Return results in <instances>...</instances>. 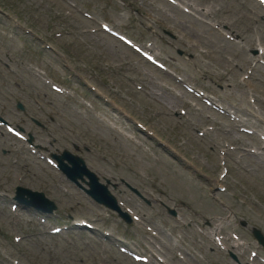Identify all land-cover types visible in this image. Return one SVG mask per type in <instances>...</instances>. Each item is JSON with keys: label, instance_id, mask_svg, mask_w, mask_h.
I'll list each match as a JSON object with an SVG mask.
<instances>
[{"label": "rangeland", "instance_id": "1", "mask_svg": "<svg viewBox=\"0 0 264 264\" xmlns=\"http://www.w3.org/2000/svg\"><path fill=\"white\" fill-rule=\"evenodd\" d=\"M184 1L205 8L208 19L203 17L208 22L218 21L237 33L242 37V46L227 42L211 30L207 23L196 22L192 17L183 18V12L164 0H125L126 9L121 8L116 0H0V8L9 15V20L0 21V27H8L10 32L16 33L18 31L15 27L27 29L33 37H42L45 42H52L54 73H58L54 66L57 60L55 54L60 52L61 59L69 61L76 70L82 68V71L77 70L80 76L94 80L102 88L115 94L112 98L118 103L119 111L113 115L120 125L137 133L134 119H138L156 130L160 141L142 136L141 143L136 145L89 115L84 116L79 111L76 112L72 108L75 105L72 100L54 92L46 98H39L47 104L53 100V118L57 120V134L60 138H65L72 128L79 133H85V141L93 148L92 153L86 155L87 161L101 177L126 179L154 204L156 210L153 212L143 199L126 186L121 185L114 189L117 195L128 200L131 206L146 216L149 224H159L163 229L165 234L161 233L160 238L149 233L151 237L148 243L151 244L152 239L160 241L164 245L162 254L172 264H180L175 253L177 247L166 246V243H169L166 234L168 231L181 232L184 233L181 243L192 253L182 264H234L227 252H214V249L209 252L207 249L215 245L212 240H207L200 234L197 226L210 222L209 219L202 220L205 219V213L201 215L198 210L193 209L188 198L175 200L185 194L205 205L200 192L182 183V170L177 166L162 167L164 165L160 162L163 161L162 156L168 159V148L186 155L195 163L193 174L201 179L199 185L212 189L215 194L213 190L217 189L213 187L214 184L208 185L204 178L211 174L209 166L214 168V163L218 164V142L227 138L247 149L254 146L251 144L253 141L234 128L228 119L200 102L196 105L192 96L187 93L185 94L188 97L183 98V103L172 104L171 93L180 96L179 90H184L169 76L146 63L115 39L103 33H91L89 30L93 24L82 14L83 7L125 30L138 41H153L155 50L162 57L170 59L174 69L196 85L208 87L213 95L232 107L238 104V107H234L235 110L244 113L245 108L252 110L246 102L247 91L254 93L259 100L256 102L261 113L259 115L264 118V68L260 67L255 72L253 84L246 90L239 83L251 61V57L247 58L248 51H254L257 41L264 42V10L253 0ZM68 11L72 15L68 14ZM11 19L15 23H12ZM193 27L198 28V31H191ZM168 31L178 36L176 41L170 39ZM8 42L16 48L10 49V59L14 60L10 61L9 70L6 72V85L10 96L2 111L7 113L10 122L17 123L22 122L24 118V113L16 108L17 101L27 100L30 103L25 101L28 110H35L37 107L33 105L30 97H22L14 86L16 83H23L22 79H25L26 84L37 80L35 68H43V65L36 63L32 55L23 56L22 44L26 43L31 47L29 44L36 42L31 36L17 33L16 38H11ZM176 47L186 49L187 54H192L193 58L179 56ZM201 49L206 50V53H202ZM38 50L40 53H48L42 51L41 47H38ZM18 53L22 57L18 56ZM137 83L143 86L142 90L136 88ZM231 84L233 86H230ZM40 88L46 90L44 87ZM181 107H187L186 116L179 114ZM105 114L111 115L107 109ZM207 125H215L216 129L203 138L199 137L196 130L204 129ZM258 125L260 129L264 128L261 122H258ZM221 127L232 130L233 133L225 134ZM3 130L7 134L6 130ZM0 135L1 193L12 195L15 186L20 184L18 177L24 176V185L42 190L58 202L61 218L56 224L65 223L64 217L70 214H74L76 218L93 219L112 232V240L117 241L116 237L122 235L128 242L137 239L141 248L147 249L141 238L147 231L142 225L133 223L129 227L126 224L118 226L113 219L106 218V211L103 212L94 206L54 169L30 154L20 155V142L10 138L8 134L6 137L0 132ZM158 142L166 146L162 147ZM67 144L65 139L57 142L53 145V152L63 150ZM230 161L232 165L229 192L221 195L222 202L237 214L233 222L225 228L230 239L229 244L234 242L230 231L235 230L242 235L245 246L258 249L249 228H244L242 222L246 220L249 224H257L264 231V165L251 155H247L240 165L237 156L232 153ZM217 168L212 172H215V177H218L221 171ZM177 180L180 185L175 183ZM202 180L207 185L203 184ZM201 192L206 195L204 191ZM159 199L169 205L182 206L181 214L195 218L197 224L192 229L182 225H177L174 229L173 221L165 217L164 211H157L160 207L155 202ZM11 200L10 196L0 199V264H13V259H19L20 264H139L114 246L108 245L109 241L100 240L97 234L88 232L70 233L67 236L51 235L46 233L45 227L27 214L22 223L23 239L20 243H15L14 228L10 226ZM192 211H196L198 216H194ZM205 211L208 212L207 216L212 217L226 214H221L218 208L208 202ZM164 227L167 230H164ZM245 250V247H240L237 252ZM260 252L264 253L262 250ZM242 260L243 264H246L247 253L242 255Z\"/></svg>", "mask_w": 264, "mask_h": 264}, {"label": "bare ground", "instance_id": "2", "mask_svg": "<svg viewBox=\"0 0 264 264\" xmlns=\"http://www.w3.org/2000/svg\"><path fill=\"white\" fill-rule=\"evenodd\" d=\"M176 99H173V102H178V101H181V99L179 97H175ZM262 164H264V160H262Z\"/></svg>", "mask_w": 264, "mask_h": 264}]
</instances>
